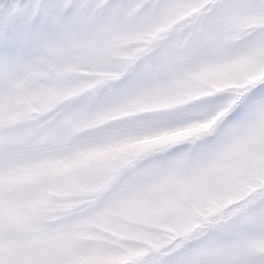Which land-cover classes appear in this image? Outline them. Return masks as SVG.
<instances>
[{
    "label": "snow or ice",
    "instance_id": "snow-or-ice-1",
    "mask_svg": "<svg viewBox=\"0 0 264 264\" xmlns=\"http://www.w3.org/2000/svg\"><path fill=\"white\" fill-rule=\"evenodd\" d=\"M0 264H264V0H0Z\"/></svg>",
    "mask_w": 264,
    "mask_h": 264
}]
</instances>
